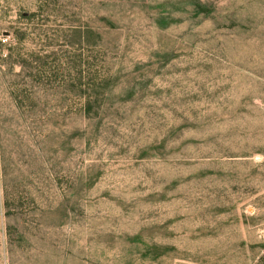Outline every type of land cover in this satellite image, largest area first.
Wrapping results in <instances>:
<instances>
[{
    "label": "rangeland",
    "instance_id": "374dc122",
    "mask_svg": "<svg viewBox=\"0 0 264 264\" xmlns=\"http://www.w3.org/2000/svg\"><path fill=\"white\" fill-rule=\"evenodd\" d=\"M0 264H264V0H0Z\"/></svg>",
    "mask_w": 264,
    "mask_h": 264
}]
</instances>
